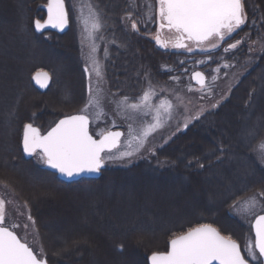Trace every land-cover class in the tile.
<instances>
[{
  "label": "rangeland",
  "instance_id": "374dc122",
  "mask_svg": "<svg viewBox=\"0 0 264 264\" xmlns=\"http://www.w3.org/2000/svg\"><path fill=\"white\" fill-rule=\"evenodd\" d=\"M13 1L10 4L7 0H0V199L6 202L4 225L12 229L22 242L26 241L38 258L45 259L47 264H127V255L119 257L123 251L120 250L122 254L114 251L115 246H119L120 242L131 243L129 249L130 251L132 249L134 254L136 252L134 244L139 243L141 247H138L137 250L143 249L140 250L142 252L140 264H149L151 255L161 252L160 248L164 246V235L177 229L182 230L183 227L197 220L198 209L220 200L219 189L215 188L214 193L212 190L214 184L204 185L203 181L198 185L196 182L184 180L178 176H164L154 172L146 173L144 170L127 175L116 173L103 181L105 183L97 185L95 188L91 185L80 186L81 184L78 183L72 184V186H76L73 189L68 187L62 189L54 184L48 176L57 177L42 169L46 165L39 160L37 155H32L29 160L26 158L22 144L24 126L31 123L40 129L41 134H46L52 127H55L59 120L66 116L77 115V106L79 105L80 108L81 99L87 97L81 94V98H75V94L82 92L84 68L88 70V74L84 73L89 76L90 85L86 86V94L89 97L91 88L93 95L99 96L104 112L103 118L97 120L95 118L96 109H88L91 133L99 138L96 134L102 130H123L124 137L121 146L114 151L117 155L120 151L125 150L128 125L132 123L134 128H139L142 121L151 123L152 115L134 114L137 117L135 122L125 119L121 114V109L117 107L118 102L123 99L122 96L117 92L113 94L108 92L109 83L106 82L104 62L114 60V46L116 45V42L111 41L110 47L103 49L105 28L103 17L110 11L109 0H69L72 14V28L67 34L69 40H54L49 43L51 36H48L47 39L45 38L48 43H44L47 45V50H44L42 46L30 45L27 41L25 42L28 36V15L32 17L33 23L40 10L47 4V0H42V3L40 0H31L34 2L32 5L27 0ZM98 1L103 4L101 5L103 10L99 9ZM261 2V7H253L258 9L261 18L256 24L253 21L252 25L255 29L261 25L264 28V0ZM248 7L251 10V5ZM116 9L117 5L114 7V10ZM13 11L16 15L12 16ZM93 18L99 22L100 27L97 30L91 28ZM155 36L149 35L146 39L153 41ZM118 38L121 39L120 35ZM214 42L206 44L205 50L193 46L194 50L191 52L200 50L204 54H210L223 47L220 42L218 47L211 48V43ZM238 46L239 44L236 47ZM251 46L253 48V45ZM93 47L95 51H93ZM254 48L256 49L252 50L250 54L260 58L255 64H261V66L254 73L248 74V80L251 82L250 86H258L257 95L260 98L258 104L254 105L253 115L255 112L261 113L257 116L252 115L255 118V124L252 123L250 117L242 123V127L238 129L243 132L238 133L235 140L238 144L248 147L252 144L254 137L264 136V111L261 110V108L264 109V35L261 40L257 41ZM37 52L40 53L41 58L35 54ZM94 60L98 64L99 75L95 70ZM33 61H38L36 64L39 66L34 69L28 68L29 71L34 72L32 76L37 72H48L52 78V85L45 92H40L34 86H29L30 91L38 95L30 96L29 102L24 101L27 107L28 105L32 106V113L30 110L21 117L19 125L14 124V133H12L13 122L10 119V112L12 108H16V105L22 103L17 89L24 87L25 69L34 66L31 64ZM119 63L121 65L120 60ZM112 68L115 69V66ZM230 74L229 72L222 74L220 71H216L213 78L209 79L205 89H200L191 83L188 85L187 93L174 92L166 88H154L156 95L152 98V103H158L161 99L170 101L173 104L171 117L165 120L163 127L157 129L147 138L143 146L133 156L115 160L106 159L104 163L106 169L128 170L146 162V158L153 155L158 148L169 144L183 130L186 122L188 126L191 125L190 121L198 113L199 102L196 99L198 96L206 97L211 93L228 90L235 86L246 72ZM248 80H246V84ZM32 93L30 94L32 95ZM136 98L138 96L130 98L131 102H135ZM217 100L212 101L211 104ZM43 106L44 108H42ZM79 114H83L81 110ZM226 121L228 120L223 123L227 124ZM229 123L233 125V128L238 127L236 123ZM14 139L17 141L18 149L16 151L19 160L11 158L14 154L12 149ZM261 145H264V139L255 148L254 155L259 166L264 168ZM172 154L173 150L171 149L168 155ZM240 167L233 165L234 172L229 183L231 190H234L238 185L237 174H241ZM35 168L42 175L47 174L48 176L44 177L49 179L43 180ZM228 172L231 171L228 170ZM103 177L97 181H101ZM97 181L88 182L95 183ZM220 181L222 182V180ZM24 182L26 184H23ZM59 182L62 183L60 180ZM62 185L65 184L62 183ZM208 191L213 192L214 196L208 195ZM256 198L257 205L250 214H242L239 211L243 203L230 212V216L237 219L244 229L233 228L228 225L230 222H225L226 227L236 232L238 236L241 232L243 233L242 240L236 241L241 245L242 253L245 255L246 241L251 238L254 242L253 236H248L250 229L252 230L251 225L257 216L264 214V204L258 197ZM38 219L41 224L40 228ZM133 222L135 223L133 224ZM221 222L224 223V220L221 219ZM13 225L16 227L13 228ZM217 229L220 231L219 228ZM134 233H138L137 235L143 239L142 242L134 236ZM223 233L221 232V234ZM172 237L167 239L168 243L163 252L168 251L169 241ZM41 249L43 250L42 254ZM149 249H153V251L145 257L146 261L144 262L142 259L144 251ZM129 252L128 254H130Z\"/></svg>",
  "mask_w": 264,
  "mask_h": 264
},
{
  "label": "trees",
  "instance_id": "16d2710c",
  "mask_svg": "<svg viewBox=\"0 0 264 264\" xmlns=\"http://www.w3.org/2000/svg\"><path fill=\"white\" fill-rule=\"evenodd\" d=\"M7 1L10 2V4L14 2L13 0ZM40 1L42 3V0ZM66 1L71 10L69 0ZM27 2L30 3V5L34 3L31 0H27ZM116 2L115 0H109L110 11L108 14H104L103 17V23L105 24L103 32V49L110 47L109 43H111V41L114 43L116 42L114 46V60L104 62L106 82L107 84L109 83L108 92L110 94L117 92L122 98L139 97L149 88V84H151L153 89L166 88L174 92L187 93L186 91L189 90L188 85L192 83L191 74L195 71L203 72L208 79L213 78L217 69H219L222 74H226L227 72L231 73L230 75L236 72H246V74L242 79L238 80L235 86H232L228 90L225 89L226 92L219 91L211 93L206 97L198 96V98H196L199 102L198 113L194 116L193 120L190 121L191 125H187V127L184 126L183 130L178 133L173 140L170 139L171 142L169 144L163 146V148H158L153 155L151 154L146 158V162H142L128 170L108 169L105 171L101 181L95 183L83 182L80 183V186L91 185L95 188L97 185L105 183L103 181L116 173L127 175L130 173H137L138 170H144L146 173L154 172L164 176H178L184 180L187 179L188 181L196 182L198 185L203 181L204 185L214 184L212 190L215 193V188L219 189L220 200L218 202L213 201L211 205H205V207L198 209L197 220L183 227L182 230L177 229L174 232L164 235V246L160 248L161 252H163L164 248L167 246V239L169 237L179 233L181 234L185 232L186 229L200 224H211L219 228L222 233L224 232V235L231 236L237 241L242 240V232L240 236H238L236 232L226 227L227 225L225 222H230L228 225L233 226V228L240 230L243 228L242 224L237 219L230 216V212L254 195L264 204V195H261V193H264V168L259 166L260 164L254 155L255 148L264 139V136L260 138H258L259 136L254 137L249 147L241 145L240 143L238 144V142L235 141L237 134L243 132V130L239 131L238 129L242 127V123L247 121L250 117L252 123L255 124V118L253 116H257L261 113L255 112L253 115L254 105L258 104L260 98H258L257 95L258 86H250L251 82L248 80L249 75L254 73L261 66V64H255L260 58H256L253 54H250L252 50L256 49L254 45H256L257 41L261 40L264 35V28L262 25L256 27V29L252 25L253 21L256 24L259 22V19H261L258 9L253 8L255 6L261 7V0L246 1L245 7L248 17L246 26L230 41L232 44H239L238 47L225 51V49L228 48V45L225 44L223 49L217 53L207 56L195 54L191 57L173 47L172 51L164 52L160 50V44H157L155 39L153 41L146 39L149 35H156L158 31V23L155 22V19L150 20L148 18L150 11L148 5H151V14L155 17L157 8L156 0H116ZM98 5L99 9L103 10V7H101L103 4L98 1ZM116 5L117 9L114 10ZM250 5L252 11L248 7ZM13 15H16L14 11L12 12V16ZM38 16L43 18L44 13L40 11ZM27 20L29 21L27 30L28 36L25 42L27 41L30 45L42 46L44 50H47L46 44L48 41L45 39L46 36H39L34 32L31 23L32 17L28 15ZM133 22L137 23V29L132 28L131 23ZM118 35H120L121 39L118 38ZM163 35L161 40L168 41L170 45V42L174 39V34L164 31ZM50 39L49 43H52L54 40L68 41L69 35L62 37L51 35ZM237 41H239V43H237ZM55 45L57 46L58 44ZM251 45H253V48ZM161 47L164 48L163 46ZM67 49L70 51L68 47ZM73 53L75 52L73 51ZM35 54L41 58L39 52ZM119 60L121 61V65ZM37 62L38 61H33L31 64L34 66L26 67L24 72V87L22 89H17L18 95L22 98V103L16 105V108H12L10 112V119L13 122V126L11 127L12 133H14V124L19 125L18 123L21 117L30 110L32 113V106L28 105L27 107L24 101L27 100L29 102L30 96H38L29 89V86H32L31 76L34 73L33 71H29V69L37 68V66H39L36 64ZM113 66H115V69L112 68ZM112 70L115 72L111 73L110 71ZM83 75L84 83H82V92L80 94H75L76 99L81 98V94L87 96V82L84 71ZM246 80H248L247 84ZM224 82L225 80L223 83ZM30 93H32V95ZM214 100L217 101L211 104ZM76 101L79 102V100ZM81 101L82 105L80 108L78 105L76 109L78 112L85 106L87 97L81 99ZM42 108H44V106ZM261 110L264 111L262 108ZM36 113L38 112L36 111ZM225 120H228L226 121L227 124L223 123ZM229 122L236 123L238 127L233 128V125ZM12 145L14 154L12 157L9 156L14 160H19L16 151L18 149L17 141L15 139ZM171 149L173 150V154L170 156L168 154ZM12 162L14 163V161H11V163ZM233 165L243 168L240 167L241 174H237L238 185L234 190H231L229 183L234 172ZM35 169L39 171L37 168ZM228 170L231 172H228ZM37 173L43 180L50 178L54 184L62 189L67 187L73 189L76 187L72 185H62L57 178L48 176L47 174L45 175L49 178H45V175H42L40 171ZM221 173H224L225 176ZM219 179L222 180V182ZM25 182L23 184H26ZM213 192L208 191V195L214 196ZM221 219L224 220V223L221 222ZM37 221L40 228L41 224L39 219ZM134 223L135 222H133V224ZM137 234L138 233H134V236L142 242L143 239ZM250 235L253 236L251 229L248 236ZM120 243L121 244L115 246L114 249L117 253H123L119 257H125L127 255V264H140L142 257V252L140 250L143 249L137 250V248L141 247V245H139V243L136 245L134 244V248H136L134 254V251L132 249L130 251L129 249L131 243ZM152 251L153 249L144 251V258H142L144 262L146 261L145 257L151 254L150 252ZM128 252L130 254H128Z\"/></svg>",
  "mask_w": 264,
  "mask_h": 264
},
{
  "label": "snow or ice",
  "instance_id": "6c2138e0",
  "mask_svg": "<svg viewBox=\"0 0 264 264\" xmlns=\"http://www.w3.org/2000/svg\"><path fill=\"white\" fill-rule=\"evenodd\" d=\"M155 17L149 8V19L158 23V31L154 37L157 44L167 48L168 41L161 40V34L166 30L174 34L170 42L176 49L193 51V46L205 50V45L211 41V48L226 42L227 38L245 22V14L241 0H156ZM47 20L41 23L35 21L37 30L46 27L63 30L68 23V13L65 0H48ZM87 24L88 21L86 20ZM132 28L137 29V23H132ZM98 20H91V28L99 29ZM239 43V41H237ZM237 44H229V49L236 48ZM93 51L95 48L93 47ZM96 65L97 75L99 68ZM87 71V68L85 69ZM219 71V69H217ZM33 79L41 87H46L49 79L47 72H37ZM193 79L202 87L205 84L204 75L195 72ZM156 95L149 84L143 94L131 102L124 97L118 102L117 107L125 119L135 122L136 116L152 115L151 123L141 122L139 128L128 125L125 150L117 155L121 137L120 131L102 130L95 138L89 131L88 109L95 108V118L100 120L104 116L102 102L98 95H93L89 89V97L81 112L83 114L70 115L59 120L46 134H41L40 129L31 123L24 126L23 151L28 155H37L39 160L52 169L58 170L68 177L83 172H99L105 160L122 159L131 157L143 146L147 138L157 129L163 127L167 118L171 117L173 104L167 99L152 103ZM187 127V122L185 123ZM261 157L264 158V145H261ZM264 195V193H261ZM5 204L0 199V264H46V260L38 258L29 244L18 237L9 227H5ZM257 205L256 196L244 201L239 211L250 214ZM31 219V217H29ZM13 228L16 225L12 226ZM254 231V242L249 238L245 243L242 254L241 245L231 236L222 235L211 224H200L189 228L181 234L174 235L169 241L166 252H155L150 257L151 264H264V215L255 218L251 225ZM43 250L41 249V254Z\"/></svg>",
  "mask_w": 264,
  "mask_h": 264
},
{
  "label": "water",
  "instance_id": "95a60500",
  "mask_svg": "<svg viewBox=\"0 0 264 264\" xmlns=\"http://www.w3.org/2000/svg\"><path fill=\"white\" fill-rule=\"evenodd\" d=\"M65 7H66V4H65ZM45 10H46V12H47V7H45ZM66 10H67V7H66ZM67 13H68V11H67ZM47 15H48V13H47ZM36 31L38 32V33H43V32H48V31H50V32H54V33H57L58 35H66L69 31H70V21H69V15H68V23H67V25L65 26V28L63 29V30H60V29H57V28H52V27H46V28H44V29H42V30H37L36 29ZM48 73V72H47ZM36 74V73H35ZM35 74L33 75V77L35 76ZM48 76H49V79L46 81V87H41L39 84H37L36 83V81L33 79V77H32V84H33V86L37 89V90H39L40 92H45V91H47L50 87H51V85H52V78H51V76L48 74ZM204 79H205V84H204V86L206 85V83H207V78L204 76ZM192 80H193V82L196 84V85H198L199 87H202L199 83H197V81L195 80V79H193V76H192ZM203 86V87H204ZM90 120V119H89ZM89 131H90V133H91V121H90V123H89ZM120 132H122V131H120ZM123 133V132H122ZM124 134V133H123ZM123 137H124V135L121 137V142H122V139H123ZM120 145H121V143H120ZM120 145L118 146V148L120 147ZM116 150V149H115ZM25 153V152H24ZM25 156H26V158L29 160L31 157H32V155H28L27 153H25ZM47 170H51V171H53V170H55V169H52V168H46ZM104 169V165L102 166V168L100 169V171L99 172H83V173H80V174H78V175H74V176H72V177H68V176H66V175H63V174H60L59 175V179L63 182V183H66V184H72V183H76V182H78V181H80V180H82V179H87V180H98V179H100L101 177H102V170ZM254 223V222H253ZM253 230V229H252ZM253 233H254V231H253ZM243 254V253H242ZM46 264H47V262H46ZM149 264H151V262H150V259H149Z\"/></svg>",
  "mask_w": 264,
  "mask_h": 264
},
{
  "label": "flooded vegetation",
  "instance_id": "af4514ba",
  "mask_svg": "<svg viewBox=\"0 0 264 264\" xmlns=\"http://www.w3.org/2000/svg\"><path fill=\"white\" fill-rule=\"evenodd\" d=\"M52 174H55V176L58 178V173H56V172H51ZM83 182H85V181H80V182H78V183H83ZM78 183H75V184H78Z\"/></svg>",
  "mask_w": 264,
  "mask_h": 264
}]
</instances>
